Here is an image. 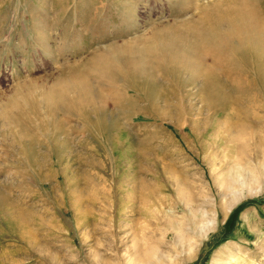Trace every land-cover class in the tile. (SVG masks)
Listing matches in <instances>:
<instances>
[{
  "label": "rangeland",
  "instance_id": "1",
  "mask_svg": "<svg viewBox=\"0 0 264 264\" xmlns=\"http://www.w3.org/2000/svg\"><path fill=\"white\" fill-rule=\"evenodd\" d=\"M216 1L0 0V264H264V66L131 102L89 69Z\"/></svg>",
  "mask_w": 264,
  "mask_h": 264
},
{
  "label": "bare ground",
  "instance_id": "2",
  "mask_svg": "<svg viewBox=\"0 0 264 264\" xmlns=\"http://www.w3.org/2000/svg\"><path fill=\"white\" fill-rule=\"evenodd\" d=\"M226 2L227 0H218L209 3L197 18L184 22L180 27L156 30L147 40L127 44L122 53L119 47L111 50L108 58L95 56V61L89 67L92 75V70L98 73L95 77L99 79L101 87L106 83L103 81V74L108 77L107 83L114 85L126 82L123 91H117L126 94L124 98L130 101L134 97L131 91H142L137 82L133 85L137 76L143 83L151 81L161 87L165 82L162 83L160 77L162 81H193L202 78L204 90L212 87L211 91L220 92L224 88L221 76H227L226 72L250 65L258 73L264 66V14L247 0ZM120 62H124L122 66L118 65ZM110 67V73L103 71ZM34 84L32 82L29 85ZM97 95L103 97L100 91ZM76 101L75 96L70 104L63 102L61 105L72 106L78 103ZM51 102L50 99L49 107ZM234 190L237 189L232 186L228 189L229 195L233 196L228 207L230 209L237 201L233 200Z\"/></svg>",
  "mask_w": 264,
  "mask_h": 264
}]
</instances>
